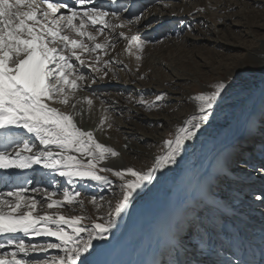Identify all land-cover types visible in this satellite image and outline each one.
I'll return each instance as SVG.
<instances>
[{"label": "snow or ice", "instance_id": "1", "mask_svg": "<svg viewBox=\"0 0 264 264\" xmlns=\"http://www.w3.org/2000/svg\"><path fill=\"white\" fill-rule=\"evenodd\" d=\"M103 8V5H94L93 0H0V169L28 170L39 165L66 177L69 182L92 180L112 184L108 176L100 174L102 172H110L121 180L120 197L114 208L110 204L107 220L92 221L90 226L82 225L84 216H65L52 211L40 214L38 206L41 202L34 196L25 195L28 189L21 185L0 194V237L4 238L0 249H13L0 252V264H88L84 254L89 253L93 241L107 238L106 233L114 226L116 217L125 211L137 190L152 180L155 171L176 162L185 141L196 135L201 121L208 119L214 103L225 89V83L219 82L213 91L201 92L194 97L198 102V115L186 120L173 139L164 141L165 152L155 158L147 171L132 167L98 169L100 161L118 153L97 142L92 131L78 127L72 114L52 107L49 102L67 105L80 87L79 81L84 80L83 75L77 74L79 69L73 58L83 66V53H95L107 46V39L105 43H97L96 37L105 28L114 27L110 18L119 19V10L108 12ZM141 18L136 16L134 19L139 22ZM124 23L122 21L118 26L123 27ZM97 25L95 34L89 31ZM120 36L127 39L129 45L143 47L137 35L127 37L120 32ZM85 38L91 43H85ZM88 67L99 71L94 64ZM83 99L92 104L90 98ZM103 123L104 118L101 119ZM18 129L25 130L40 147L37 148L33 140L24 138ZM75 153L86 156L87 161ZM260 171L264 173V165ZM9 178L5 176V179ZM37 191L40 189H32V192ZM44 191L49 210L74 202L83 203L78 200L79 192L65 189L63 199L57 200L53 199L54 193ZM256 199L264 200V194ZM92 203H96L95 198ZM197 227L194 218L189 223V230L195 232ZM17 233H23L25 237H54L58 243H25L24 239L13 235ZM82 233H87V239H82ZM49 249H58L63 255L44 261L26 258L29 253H46ZM175 264L194 262L185 258Z\"/></svg>", "mask_w": 264, "mask_h": 264}, {"label": "rangeland", "instance_id": "2", "mask_svg": "<svg viewBox=\"0 0 264 264\" xmlns=\"http://www.w3.org/2000/svg\"><path fill=\"white\" fill-rule=\"evenodd\" d=\"M135 6L140 7L141 10L137 14L136 12L131 13L132 16H122L125 21H129L136 16H142L143 19L145 16L149 17L150 15H156V13L160 15L156 19H153L152 22H148L149 26H152V28L148 30L149 33L139 37L140 41L143 42V47L137 48L135 44H133L130 45L131 47L128 50L126 46L123 49L122 46L118 45L116 49L113 48L110 53L112 57H110L105 64L102 63L99 67L95 65L99 71L114 66L120 71V74L117 76L108 77L107 79L106 77H99V71H93V69L88 66L85 67L84 70L86 73H84L83 76L86 79L98 80V82H101V92H98L99 89H96L97 92L90 93L92 94V104H88V107H86L87 109L90 107L87 111L88 113L90 110L93 112L94 119H99L97 115V108H101L99 105L112 103L109 98H107L108 100L101 98V93H105V95L112 94L113 96L120 95V102L129 106L120 111L118 110L119 112L116 110H114L113 113L111 112L114 118L113 127L122 129L123 127H127L133 130L134 128L130 124L137 122V124L140 125L137 130L135 129L138 132L137 137L140 134L143 136L146 134L149 137L158 138L157 142H155L154 139L152 141L149 140V144H146L147 140L144 138V140H136L137 138L134 140L133 138L130 139L132 147L138 148V150H140L141 147L143 151L140 153L143 154L141 157L144 158V161H139V164L136 166L141 170L144 168H151L156 158L153 151H156L161 146L164 147L165 144L163 139L172 135L173 130L170 131L168 126V120L171 116L180 113L182 110L184 111L189 104L194 103V100L191 97H186V95L213 91L217 83L229 80L227 77L231 70L235 68L242 71L247 70V62L244 60V54L247 53L246 48L249 45L252 46L254 43H259L260 45L264 41V0H148V2L143 5L137 1ZM189 10L192 11L188 13ZM168 13L170 16L167 15ZM157 21H160V23H157ZM111 23L116 25L112 19ZM109 29L110 28H105L103 32L106 33ZM126 32L132 33V30L130 32L126 30ZM121 42H126V45H129L128 40L124 37ZM162 43L164 46H161ZM156 48L162 50L166 48V51L160 50L158 56H155ZM147 59H150L153 65L155 64L158 69V66L162 65L160 67L163 69L165 77H168L166 74L171 75L172 73L177 74L179 77L174 80H162L161 78L155 81V78L159 77V70L152 69L153 66L147 67L145 64V60L147 61ZM117 62L121 65H117ZM179 62H184V64H179ZM140 70H144V72H139ZM250 70L257 74L260 73V77L263 78L262 86L259 84L261 88L260 96L257 97L258 101L256 105H252L251 107L248 106L244 110L239 111L234 109L229 114V116L232 117V121L230 120L231 122L228 123V138L224 136V143L221 145L222 150L226 153V158L222 159L220 157V161H217V155H214V160L212 161V159H210V162L206 164L204 168L205 171L209 173V176L211 172L213 173V183L208 180L207 187L210 182V187L213 188L214 191H217L216 188H218L214 183L215 171L219 170L223 162L227 160V162L230 161V153L228 151L232 149V147H238L236 152L238 151L237 162L239 164L233 165L237 166L236 168L238 169L240 168L239 171H242L245 165L244 163L250 167L255 165L253 168H250L251 171L260 170L261 165H264V136L259 140L257 139L258 134L260 135L259 131L264 132V69H261L257 64H252ZM178 72H180V74ZM126 75L128 77H126ZM120 76H122V78ZM152 81H155V83ZM81 95L83 96V93L80 90L76 91L75 95L70 98V101L73 104L75 103L74 105L83 113L86 109L84 105L80 104L79 98ZM157 97H160V99L157 100ZM140 101H143V103H140ZM138 109L144 114L145 119L143 115L140 119H134L138 117L136 115H139L137 113ZM127 120L130 122L128 123ZM116 129L114 131H116ZM163 147H161L160 150ZM148 150L150 151L148 152ZM250 153H252V157L249 159ZM80 159L84 162L87 161V159L83 157H80ZM238 165L240 166L238 167ZM97 167L98 169L105 168L100 162ZM128 167L131 166L128 164ZM227 167L230 168L231 171L234 170V167L229 164ZM234 171L237 172L238 170L236 169ZM100 174L108 176L109 180L113 183L106 185L102 182L92 180H74L65 183L64 180L56 179L58 178L57 176L49 174L44 178L45 180L42 179L43 182L38 184V186L32 185L29 188V192H26L25 195L34 196L41 202L38 206V212L40 213L52 211L59 212L65 216H84L86 219L81 222L82 225L90 226L91 222L98 219L96 217L99 215H95L94 209L87 203L86 198L95 196L99 191H103V194L101 193L100 197L97 196L98 200L103 199L105 196H113L117 199L120 197L121 180L110 172H102ZM251 175L246 177L247 179H255L254 183L247 182L251 184L253 189H243L239 187L238 190L235 191L234 188L236 186H234L231 191L235 192L231 194L220 187L219 192L222 194L219 195L231 197V200H233L232 203L235 204L234 207H236V209L238 208L236 214L235 212L232 213L235 217L231 215L232 218L223 221L225 225L210 221V218L207 217L204 211L208 207L204 208L201 202L198 204V207L200 206L199 210L204 211L203 213L198 212L200 215L199 223L202 226V230H204L205 225L206 227L207 225L210 226V229L213 230L211 233L215 232L214 234H216V240L214 242L218 243L219 246H216L213 241H209L208 237H206L207 233L203 231L202 236H193V241L187 249L188 254L181 255L180 260L187 258L192 260L194 264H207L208 262L212 264H222L220 262V253H222L221 255L228 254L227 256L229 259L227 264H240V261L237 262L235 260L236 256L231 254L230 248L232 250L235 246L231 245L230 238L236 236L241 237L245 234V240H247V242L243 246L237 248L238 254L248 249L246 246L253 244V242H263L264 216L262 217L261 213L264 212V200H258L256 197L260 194H264V178L253 177ZM216 177H218V175ZM47 181L53 182L52 185L58 188L56 193L47 189ZM193 182L195 183L196 180L193 179ZM33 188H38L40 191L33 193ZM45 189L48 192L54 193L53 199L57 200L63 199V192L65 189H68L70 192H79L80 196L78 200L83 203L74 202L70 205L65 204L63 207L49 210L46 207L48 201L46 199ZM189 190V187L183 188L181 194L182 198L189 193ZM176 198H178L177 194ZM248 206L254 209L258 208L260 214H254L251 208L248 209ZM193 209L192 206V208L187 210L180 219V225L178 227L179 239H182L180 234H184L180 233L182 229L187 230L186 233H189V228H187L189 223L187 222H191L190 218L192 219L193 216L196 217L197 215V212L193 211ZM190 215H192V217ZM216 215L217 214L214 216L216 217ZM187 216L190 217H188V221H185ZM198 218L196 221H198ZM246 223H249L250 226H245ZM155 226L156 224H154V227ZM231 228L233 235L230 234ZM206 231L208 232V230ZM245 231L247 233H243ZM190 233L194 235L196 230L195 232L190 230ZM255 233H259L260 235L258 236V234ZM249 235L252 239L251 241ZM81 236L82 239H87V233H82ZM227 236L228 238H226ZM181 241L182 240H179L178 242L181 244ZM48 242L58 243L54 237H46L44 240L37 242V244ZM126 247L128 248L129 245ZM214 248L216 252L211 255L210 251L211 249L214 250ZM218 249L220 250L218 251ZM11 250L13 249L6 248V251ZM235 250L236 249H234V251ZM182 253H185V249H183ZM32 254L37 255L40 253H29L28 256ZM44 254L45 257L40 258V260H49L51 257L63 255L58 249H49ZM20 255L23 257L22 254ZM213 255L215 259L212 260L211 257ZM162 258L161 264H175V262L178 261L171 245L164 246L162 249Z\"/></svg>", "mask_w": 264, "mask_h": 264}, {"label": "bare ground", "instance_id": "3", "mask_svg": "<svg viewBox=\"0 0 264 264\" xmlns=\"http://www.w3.org/2000/svg\"><path fill=\"white\" fill-rule=\"evenodd\" d=\"M137 1L141 5L148 2V0H93L94 5H103V10L108 12L120 9L123 4L125 5V9L123 10V14H119V19H116L115 17L110 18L116 24L113 28L110 27L109 31H106V33L102 32L100 35H97V43H105L107 39V46L104 49H98L95 53H83L82 58L85 60V64L83 66L79 65V63L76 62L73 58V62L79 69L77 73L78 75H83L84 73H86L84 69L89 64H94L98 67L100 64L102 65V63L105 64L107 60L112 57L110 53L113 48H117L116 46H122L123 49L126 46L128 50L130 49V45H126V42H121L123 37L120 36V32H124L125 35H127L128 37H130L131 35H137L138 37H141V35L144 36V34L149 33L148 30H150L152 26H149L148 22H152L153 19H156L158 16H160L158 15V13H156L157 16H145L143 17V19L141 18L139 22H136L134 18H131L133 23H126L127 21H125L122 17L132 16L131 13L136 12L137 14L141 10L140 7L135 6L137 4ZM63 11H65L66 13V9ZM191 11L189 10L188 13H190ZM167 15L170 16L169 13ZM122 21L125 22V25L123 27H119L118 25H120ZM157 23H160V21H157ZM97 27H99V25L89 28V31H92L93 34H95ZM126 30H128V32L132 30V33H127ZM85 43L90 44L91 42L87 41V39L85 38ZM161 46H164V44L162 43ZM246 49L247 53L244 54V60L247 62V70L242 71L237 70L235 68L229 72L227 77L229 78V80L223 82L225 83V89L222 91L221 96L218 97L217 101L214 103L213 110L211 111V113H209L208 119L202 120L201 128L197 130L196 135H194L191 139L185 141L180 155L176 158V162L167 165L163 169H158L157 171H155L153 173L152 180L145 182V184L137 190V192L133 195L132 199L130 200L125 211L121 213L118 217H116L114 226L109 230L108 233H106L107 238L97 239L93 241V246L89 250V253L84 254V257L87 260L88 264H161L162 249L166 245H171L173 247L177 260H180V256L186 253V250L185 253H182V251L185 248L184 246H186V244L188 245V247L191 245V242L193 241V233L191 234L189 230V233L191 235H189V233H186L182 237L181 244L180 242L176 241V238L179 234L178 227L180 225V219L187 210L192 208V206L194 207L198 202L203 203L204 208L212 207V202H210L205 197V195L210 187V182L213 183V173L211 172L209 176V173H207L204 168L205 165L210 162V159H212V161L214 160V155H217V161H220V157L222 159L226 158V153L222 150L221 145L224 143V136L228 135V123L232 121V117L229 116V114L234 109L239 111L244 110L248 106L251 107L252 105H256V102L258 101L257 97L260 96V85L262 86L263 84V78L260 77V73L257 74L256 72L251 71L250 69L252 64H257L261 69H264V41L260 45L259 43H254L252 46L249 45ZM160 50L162 49H155V56H158ZM77 51H79V49H77ZM162 51H166V48H164ZM97 56H99V60H96ZM145 64L147 65V67L153 66L152 69L159 70L158 72L160 78H155V81L161 78L162 80H174L175 78L179 77L177 74L174 73H172L171 75L166 74V76L168 77H165L164 71L160 67L162 65L158 66V69L155 64L153 65L150 59H147V61L145 60ZM179 64H184V62H179ZM117 65L121 64L117 62ZM141 70L139 72H144V70ZM178 73L180 74V72ZM119 74L120 71L117 70L114 66L109 69L99 71V77H106V79L108 77L111 78ZM120 77L122 78V76ZM126 77L128 76L126 75ZM155 81L152 82L155 83ZM100 83L101 82H98V80H91L86 78H84V80L82 81H79L80 87L77 89V91L80 90L83 93V96H80L79 101L80 104L84 105L86 109V111H84L83 113L79 111L77 106L73 108V103H71V101H69L67 105L52 102L49 103H51L52 107H56L62 112L72 114L74 117V121L78 127H80L84 131H92L94 134V138L97 142L114 149L118 153V155L116 156L108 155L105 160L100 161V163L105 168L121 170L128 168L129 164L133 169L140 170L136 166L137 164H139V161H144V158L141 157L143 154L140 153L143 151L141 150V147L140 150H138V148L132 147L130 144V139H145L147 140L146 144H149V142L153 139L155 140V142H157L158 138L149 137L146 134L143 136L140 133V135L137 137L138 132L136 130L140 126L137 124V122H131L132 124H130L133 126L134 131L132 130V128L129 129L127 127H123V129L113 127V111H120L123 108L125 109L129 106L124 105L122 102H120V95L113 96L112 94L105 95V93H101V98L105 100H108L107 98H109L111 99L112 103L106 105H99L101 106V108H97V115L99 119H94L93 112L90 110L88 113L87 110L90 107L88 109L86 108L88 107V103L84 101L83 98L88 97L92 99V94L90 93L97 92L96 89H99L98 92H101ZM198 94L200 93L186 95V97H191L194 100V103L189 104L187 109H185L184 111L182 110L183 112L181 111L180 113H176L171 116V118L168 120V126L170 128V131L173 130V132L170 137L164 138V141L165 139H173L178 129L183 126L186 120H188L194 115H198V102L194 99V97ZM137 113L139 115H136L138 117H135L134 119H140L142 115L143 118L145 117L139 109ZM102 118H104L103 124H101ZM127 122L129 123L130 121L127 120ZM115 129L117 132L114 131ZM17 131L20 132L24 138L33 140V142L37 145V148L40 147L38 141H35L33 137H31L25 132V130L18 129ZM160 148H158L156 151H153L156 157L158 155L163 154L166 150L165 145L161 150ZM237 148L238 147H232V149L228 151L230 153V161L238 160V151L236 152ZM11 150L12 149L9 148V151ZM149 151L150 150H148V152ZM75 155L87 159L86 156H80L79 153H75ZM130 159L132 160V162ZM244 164L246 165V163ZM245 165L243 169L247 168L246 171L249 172L248 175L253 174L251 176L264 178V174L259 173L261 172L260 170H252L250 172L248 168L250 166L246 165L245 167ZM141 170L147 171L148 168H144ZM49 174L57 176L58 178L56 179H61L64 180L65 183H69V180L66 177H60L56 173L42 169L39 165H37L36 171L33 169H21L20 171H16L13 174L7 175L10 177L9 179H5V176L3 178H0V194L12 191L13 186L15 185H21L27 188V192H29V188L32 185L38 186V184L43 182L42 179H44ZM245 174L247 173L245 172ZM218 177L224 179L225 181L231 184H235V186L237 187H242L243 189H253V187H251V184L247 183L249 181L245 178L230 179L224 176L222 173L218 174ZM193 179L196 180L195 183L193 182ZM208 180H210V182L207 187ZM52 183L53 182L46 183V187L47 189H50L52 192L56 193L58 191V188L54 187ZM184 187H189L190 190L189 193L182 198L181 194L183 192ZM101 193L103 194V191H99L98 193H96L95 196L86 198L87 203L94 209L95 215H99L98 217H96L98 219H95L96 222H104L105 220H107L108 213L111 211L110 204L114 208L117 199L113 196H105L103 199L98 200L97 196L100 197ZM176 194L178 195V198H176ZM214 195L215 194L213 192V196ZM93 198H95V204L92 203ZM220 198L224 199V202L228 200V197H226V195ZM202 199H204L205 201ZM231 199L228 200V210L232 213L235 212L236 214L238 208L236 209V207H234L235 204L232 203L233 200ZM250 208L251 211L254 212V214H260L258 208L254 209L251 206H248V209ZM218 213L220 214V212ZM261 214L263 217L264 212ZM194 218L197 220L198 217L193 216L192 219L190 218V220L192 221ZM154 224H156L155 227ZM245 226H250V224L246 223ZM187 228H189V226ZM205 232L207 233L206 237H208L209 241L214 242L216 240V234H214L215 232ZM243 233L247 232L245 231ZM255 234H258V236L260 235L259 233ZM13 235L15 237L24 239L26 243H37L46 238L43 236L25 237L23 233H17ZM186 237L191 238L186 241ZM245 239V234H243L241 237L236 236L234 238H230L231 245H234V249H236L234 251V249L231 250L230 248V251L232 252L231 254L236 256L235 260L237 262L240 261V264L244 262L248 264H264V240L263 242H253V244L247 245L246 247L248 249L243 248L247 250V253L243 254V252H241V254H238L237 248L243 246L247 242V240ZM249 239L250 241L252 240L250 236ZM0 242H4L3 237H0ZM215 244L216 246H219L218 243ZM127 245H129L128 248L126 247ZM219 250L220 249H218V251ZM3 251H6V249H0V252ZM215 252V248L214 250L211 249L210 254H215ZM221 254L222 253H220V262L222 264H227V261L229 259V257L227 256L228 254ZM42 257H45L44 253H40L37 255L32 254L28 256L27 259H30L32 261H44L40 260V258ZM50 259L51 258H49V260ZM211 259H215L214 255L211 257ZM207 264L212 263L208 262Z\"/></svg>", "mask_w": 264, "mask_h": 264}]
</instances>
